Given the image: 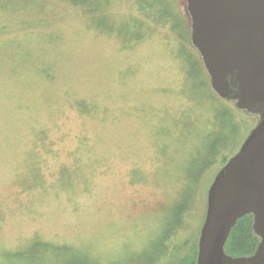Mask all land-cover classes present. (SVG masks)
Here are the masks:
<instances>
[{"label":"rangeland","instance_id":"obj_1","mask_svg":"<svg viewBox=\"0 0 264 264\" xmlns=\"http://www.w3.org/2000/svg\"><path fill=\"white\" fill-rule=\"evenodd\" d=\"M163 5L0 0V264L33 239L99 264L192 257L209 187L258 118L218 97L239 130L201 173L223 123L185 0L168 11L185 13L190 43Z\"/></svg>","mask_w":264,"mask_h":264},{"label":"water","instance_id":"obj_2","mask_svg":"<svg viewBox=\"0 0 264 264\" xmlns=\"http://www.w3.org/2000/svg\"><path fill=\"white\" fill-rule=\"evenodd\" d=\"M190 40L215 94L258 118L207 195L196 264H264V0H185ZM252 214L259 238L250 255L225 246L239 219Z\"/></svg>","mask_w":264,"mask_h":264},{"label":"trees","instance_id":"obj_3","mask_svg":"<svg viewBox=\"0 0 264 264\" xmlns=\"http://www.w3.org/2000/svg\"><path fill=\"white\" fill-rule=\"evenodd\" d=\"M70 3H74V4H88L90 2L91 5H95L93 8H96V5L99 3V0H69ZM102 1V0H101ZM174 0H161L162 5L164 6L162 11L160 13H163L165 15H168L170 17H173L172 14H170V12L168 11L170 8H174L172 7V3ZM102 3V2H101ZM173 22L171 24V28L175 31H180V30H184L185 31V36L184 38L190 43L189 41V24H188V20L187 17L185 16V13L183 14H179L177 12V14H174L173 17ZM198 53V51H197ZM199 55V53H198ZM197 55V61L194 65V70L196 71V76L199 78V74L200 71L203 73V68L202 64L200 67V55L198 58ZM191 58V56H190ZM190 61L193 60V58L189 59ZM192 72V70H191ZM207 81V80H206ZM208 85L209 82L207 81ZM207 83L205 84V82L203 80H201L200 84L201 86L207 87ZM209 87H211V85H209ZM212 90V88H210ZM213 94L217 97V106L215 108L216 114L217 116L222 120L223 126L222 129L220 130L219 134H216L217 137L213 140V144L210 146V149L207 147L205 155L204 157V163L202 165V169H201V173L204 172V170L207 169L208 166H210L214 159L211 160L210 162L207 161V159H210V157L213 156H217L218 152L221 149L222 144H220L223 140H225V138H227L228 133H226L225 131V127H230L231 125V129H232V133L236 134L239 130L238 128V123L233 121V115L234 113L232 112V110H230L228 107L224 106V104H222V101L218 98V96L214 93V91H212ZM190 99V98H189ZM195 102L198 103L199 100H197L196 98ZM190 123V122H189ZM213 123V128L211 126V129H208L204 132V135L201 136V140L202 138L205 136V134H209V132L211 131H217L218 127L216 125V129H215V124L213 122V120H211V124ZM216 123V121H215ZM186 124L188 126V128L186 130L190 131L189 133H187L188 135H191L195 130L193 128H190L188 121H186ZM216 135H212V136H216ZM201 142V141H200ZM202 145V144H201ZM200 147V146H199ZM199 147H197V151ZM199 153V152H198ZM196 153V155L198 154ZM216 158V157H215ZM231 158V157H230ZM229 158H226V161L224 159V164L228 161ZM205 165V166H204ZM199 174V172H198ZM252 214H248L245 215L244 217H242L241 219H239V221L237 222L236 226L232 229L230 236L228 238V241L226 243L225 246V250L226 252H228L229 254H233L235 256H240V255H250L252 254L256 247L257 244L259 242V238L256 237L253 234L252 231ZM165 239V238H164ZM31 240V242H29L30 244H28V252L25 253L21 258L18 259H13L11 262L8 263H12L13 261H20L22 263H26V264H99L96 257H93L92 255H85L83 252H78L76 250L70 249V246L67 245H55V244H50L48 242H43V241H34ZM27 246V245H26ZM164 247V244H163ZM193 250V254L190 255L192 257H185L182 260H180L179 262L175 263V264H196L197 261V253H198V245H195ZM28 254V255H26ZM189 256V255H188ZM15 264V263H13Z\"/></svg>","mask_w":264,"mask_h":264}]
</instances>
